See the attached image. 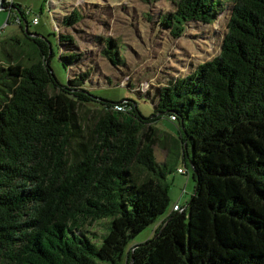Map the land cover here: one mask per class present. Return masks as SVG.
I'll use <instances>...</instances> for the list:
<instances>
[{
  "label": "trees",
  "instance_id": "trees-1",
  "mask_svg": "<svg viewBox=\"0 0 264 264\" xmlns=\"http://www.w3.org/2000/svg\"><path fill=\"white\" fill-rule=\"evenodd\" d=\"M169 1L158 21L174 38L232 8L218 54L156 88L151 115L93 95L87 71L61 85L49 38L29 30L20 4L2 1L22 21L20 33L0 34V264H264V0ZM78 20L72 9L59 24ZM103 55L124 62L113 38ZM80 57L59 53L67 65ZM162 114L177 121L194 189L156 223L170 200L166 177L181 167L171 162L176 139L156 125ZM155 144L167 146L162 161ZM102 217L110 226L97 244L86 232Z\"/></svg>",
  "mask_w": 264,
  "mask_h": 264
},
{
  "label": "rangeland",
  "instance_id": "rangeland-1",
  "mask_svg": "<svg viewBox=\"0 0 264 264\" xmlns=\"http://www.w3.org/2000/svg\"><path fill=\"white\" fill-rule=\"evenodd\" d=\"M15 2L25 9L29 30L49 38L54 50L50 67L61 85L67 84L68 76L87 71L89 77L84 83L85 89L112 102L128 99L136 104L143 115L153 113L156 88L164 86L168 79L191 72L199 63L218 54L232 8L231 3H226L211 24L188 22L182 35L174 38L158 21L160 15L173 9L169 0L148 3L143 0ZM72 9L78 11L79 20L71 26L60 25L62 18L69 15ZM6 15V11L0 10V26ZM34 16L38 17L37 24L32 22ZM13 33H20V27L12 24L10 20L1 36L6 37ZM59 34L70 35L73 43L58 41L57 45ZM109 37L116 40L119 54L124 61L119 65H113L103 55L105 40ZM72 51L81 54L78 63L67 65L59 59V53ZM88 107L94 108L97 105L88 104ZM156 125L161 129L162 137L166 134L170 139H176L177 145L171 162L183 168L186 166L183 173L178 172L176 167L167 175L170 200L164 213L158 216L157 223L171 210L174 202L181 206L186 205L194 189V179L189 156L182 151L177 121L162 114L156 120ZM187 151L190 154V145ZM154 152L156 159L162 161L167 155V146L155 144ZM110 219L102 217L89 225L91 231L88 230L86 234L91 240L101 243L110 226ZM156 223L146 226L133 236L128 246L146 240L152 234ZM97 264L106 262L98 259Z\"/></svg>",
  "mask_w": 264,
  "mask_h": 264
},
{
  "label": "built area",
  "instance_id": "built-area-1",
  "mask_svg": "<svg viewBox=\"0 0 264 264\" xmlns=\"http://www.w3.org/2000/svg\"><path fill=\"white\" fill-rule=\"evenodd\" d=\"M6 9L8 10V12H7V15H6L4 23L0 26V34H1L2 30L8 25V22H10V20L14 24H19L22 21L20 14L14 8H12L9 5V6H7ZM32 22H33V24H37L39 22L38 17L34 16L32 18ZM114 107L117 108V109H121V110H126V109L129 108V106H127L125 104L124 105H115ZM171 117L173 118L174 116L172 115ZM185 169L186 168L177 167V171L181 172V173L186 171ZM181 208L182 207L179 205L178 202H175L172 205V209H181Z\"/></svg>",
  "mask_w": 264,
  "mask_h": 264
},
{
  "label": "water",
  "instance_id": "water-1",
  "mask_svg": "<svg viewBox=\"0 0 264 264\" xmlns=\"http://www.w3.org/2000/svg\"><path fill=\"white\" fill-rule=\"evenodd\" d=\"M2 1H3V0H0V10H4V9H5V7L1 6ZM29 35H30V36H38L37 34H33V33H29ZM189 163L191 164L190 160H189ZM183 207H184V206H183ZM136 244H138V243H136ZM136 244H134V245L132 246V249L134 248V246H135Z\"/></svg>",
  "mask_w": 264,
  "mask_h": 264
},
{
  "label": "crops",
  "instance_id": "crops-1",
  "mask_svg": "<svg viewBox=\"0 0 264 264\" xmlns=\"http://www.w3.org/2000/svg\"><path fill=\"white\" fill-rule=\"evenodd\" d=\"M8 2H13V3H16L15 2V0H7ZM17 4H19V3H17ZM181 205V204H180ZM156 224H154V226H155Z\"/></svg>",
  "mask_w": 264,
  "mask_h": 264
}]
</instances>
